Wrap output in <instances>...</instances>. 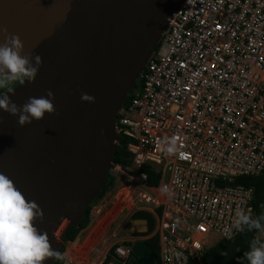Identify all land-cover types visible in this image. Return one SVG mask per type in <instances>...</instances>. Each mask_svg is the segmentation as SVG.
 Returning <instances> with one entry per match:
<instances>
[{
	"label": "built area",
	"instance_id": "2783aa9c",
	"mask_svg": "<svg viewBox=\"0 0 264 264\" xmlns=\"http://www.w3.org/2000/svg\"><path fill=\"white\" fill-rule=\"evenodd\" d=\"M114 129L131 164L116 162L108 174L134 180L137 210L155 219L147 238L158 237L159 264L200 261L216 241L237 235L235 213L253 209V187L238 179L264 171V0H182ZM172 137L183 155L165 151ZM144 164L159 172L156 185ZM112 247L125 263L132 245Z\"/></svg>",
	"mask_w": 264,
	"mask_h": 264
},
{
	"label": "water",
	"instance_id": "95a60500",
	"mask_svg": "<svg viewBox=\"0 0 264 264\" xmlns=\"http://www.w3.org/2000/svg\"><path fill=\"white\" fill-rule=\"evenodd\" d=\"M181 1L0 0V44L16 35L21 54L42 61L33 81L6 94L19 106L51 91L54 105L53 113L23 126L18 115L0 109V174L43 212L33 223L53 250L115 165L116 113ZM133 222L147 226L143 218ZM132 253L144 264L157 260L144 240L132 244Z\"/></svg>",
	"mask_w": 264,
	"mask_h": 264
},
{
	"label": "clouds",
	"instance_id": "9594fccd",
	"mask_svg": "<svg viewBox=\"0 0 264 264\" xmlns=\"http://www.w3.org/2000/svg\"><path fill=\"white\" fill-rule=\"evenodd\" d=\"M6 31V30H5ZM24 45L16 35L5 36L0 44V109L13 116L18 115V123L23 126L33 119H42L45 113H53L54 105L48 91L47 96L29 97L23 105H17L4 91L12 90L15 81H33L37 75L41 58L30 54L22 55ZM81 99L94 102L95 98L82 93ZM165 151L169 154L179 153L180 147L175 137L166 141ZM43 218V212L34 201H28L16 188L10 178L0 174V264H42L46 257L62 259L59 251L50 247L46 232L39 231L33 221ZM264 216L252 217L243 210L235 213L234 226L249 231L256 229L264 232ZM248 264H264V240L253 239L249 250L244 253Z\"/></svg>",
	"mask_w": 264,
	"mask_h": 264
},
{
	"label": "trees",
	"instance_id": "16d2710c",
	"mask_svg": "<svg viewBox=\"0 0 264 264\" xmlns=\"http://www.w3.org/2000/svg\"><path fill=\"white\" fill-rule=\"evenodd\" d=\"M127 140L123 137L119 136L118 144L115 146L113 158L117 163H123L125 165L131 164V155L126 150ZM143 171H146L148 174L147 183L149 185H156L159 179V172H155L150 166L144 164L140 168ZM241 183L246 186L253 187V199L252 205L253 209L251 212L252 217H261L264 216V171L249 176H241L238 179ZM114 176L106 174V180L101 188L98 196L92 200L89 206L85 210V214L83 218L77 223V225L69 227L67 233L63 237V241H72L76 238L80 230L87 227L90 222V209L92 205L100 199L105 192L113 185ZM132 218H143L147 220V230L146 232L136 233L137 235H147L149 234L154 227L155 219L153 215L144 210H136L132 213ZM264 222V221H262ZM258 230L252 229L248 230L246 226L243 227L241 231L238 232L232 239H219L209 248H207L203 255L200 258V261H189L186 264H248L246 258L244 257V253L249 250L250 242L253 239L264 240V238H260L257 236ZM145 243L151 249V251L158 256L159 254V245H158V237L157 235H152L146 238ZM126 244H131L130 241H126ZM63 249V245L60 246L59 252L61 253ZM114 256V247L110 248L107 251V254L102 262V264H108L111 262ZM62 259H54L53 264H62ZM126 264H144L136 255L131 252V255L126 261ZM154 264H159L158 259Z\"/></svg>",
	"mask_w": 264,
	"mask_h": 264
},
{
	"label": "rangeland",
	"instance_id": "374dc122",
	"mask_svg": "<svg viewBox=\"0 0 264 264\" xmlns=\"http://www.w3.org/2000/svg\"><path fill=\"white\" fill-rule=\"evenodd\" d=\"M111 173L114 175L113 185L92 205L87 227L80 230L74 240L59 241L60 246L63 245L61 253H66L74 261L85 262L98 257L104 260L114 241H130L132 245L147 238V235L136 234L144 232L147 226L143 228L141 223H134L131 216L138 206H135L137 188L134 180L116 170ZM128 225L131 227L128 228ZM113 233H116L115 239L111 237ZM256 235L264 238V232L258 231ZM112 258L108 264H126L114 256Z\"/></svg>",
	"mask_w": 264,
	"mask_h": 264
},
{
	"label": "flooded vegetation",
	"instance_id": "af4514ba",
	"mask_svg": "<svg viewBox=\"0 0 264 264\" xmlns=\"http://www.w3.org/2000/svg\"><path fill=\"white\" fill-rule=\"evenodd\" d=\"M19 82H20V81H15V82H13V84L11 85V88H12L13 86L17 85ZM4 91H5V92H8L7 89H5Z\"/></svg>",
	"mask_w": 264,
	"mask_h": 264
},
{
	"label": "bare ground",
	"instance_id": "6f19581e",
	"mask_svg": "<svg viewBox=\"0 0 264 264\" xmlns=\"http://www.w3.org/2000/svg\"><path fill=\"white\" fill-rule=\"evenodd\" d=\"M106 249V248H105ZM103 255V253L102 254H100V256H102Z\"/></svg>",
	"mask_w": 264,
	"mask_h": 264
},
{
	"label": "crops",
	"instance_id": "0c3cea01",
	"mask_svg": "<svg viewBox=\"0 0 264 264\" xmlns=\"http://www.w3.org/2000/svg\"><path fill=\"white\" fill-rule=\"evenodd\" d=\"M258 233V232H257Z\"/></svg>",
	"mask_w": 264,
	"mask_h": 264
}]
</instances>
